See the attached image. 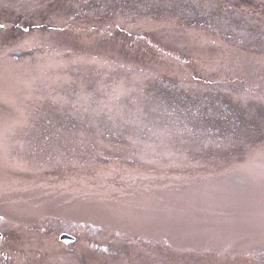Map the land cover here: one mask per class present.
<instances>
[{
	"label": "rangeland",
	"instance_id": "1",
	"mask_svg": "<svg viewBox=\"0 0 264 264\" xmlns=\"http://www.w3.org/2000/svg\"><path fill=\"white\" fill-rule=\"evenodd\" d=\"M0 264H264V0H0Z\"/></svg>",
	"mask_w": 264,
	"mask_h": 264
},
{
	"label": "water",
	"instance_id": "2",
	"mask_svg": "<svg viewBox=\"0 0 264 264\" xmlns=\"http://www.w3.org/2000/svg\"><path fill=\"white\" fill-rule=\"evenodd\" d=\"M59 240L65 243L72 242L74 241V238L67 235V234H60L59 235Z\"/></svg>",
	"mask_w": 264,
	"mask_h": 264
}]
</instances>
